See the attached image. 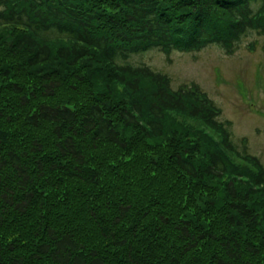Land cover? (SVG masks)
<instances>
[{
    "label": "trees",
    "instance_id": "1",
    "mask_svg": "<svg viewBox=\"0 0 264 264\" xmlns=\"http://www.w3.org/2000/svg\"><path fill=\"white\" fill-rule=\"evenodd\" d=\"M253 31L264 0H0V264H264L261 160L129 61Z\"/></svg>",
    "mask_w": 264,
    "mask_h": 264
},
{
    "label": "rangeland",
    "instance_id": "2",
    "mask_svg": "<svg viewBox=\"0 0 264 264\" xmlns=\"http://www.w3.org/2000/svg\"><path fill=\"white\" fill-rule=\"evenodd\" d=\"M129 61L168 74L174 88L198 83L230 123L231 139L264 165V33L250 32L233 54L216 44L169 55L152 48Z\"/></svg>",
    "mask_w": 264,
    "mask_h": 264
}]
</instances>
